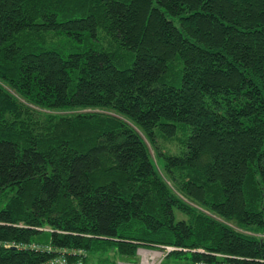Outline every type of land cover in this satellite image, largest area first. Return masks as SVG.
Wrapping results in <instances>:
<instances>
[{
	"label": "trees",
	"instance_id": "1",
	"mask_svg": "<svg viewBox=\"0 0 264 264\" xmlns=\"http://www.w3.org/2000/svg\"><path fill=\"white\" fill-rule=\"evenodd\" d=\"M0 198V264L264 258V0H0Z\"/></svg>",
	"mask_w": 264,
	"mask_h": 264
},
{
	"label": "built area",
	"instance_id": "2",
	"mask_svg": "<svg viewBox=\"0 0 264 264\" xmlns=\"http://www.w3.org/2000/svg\"><path fill=\"white\" fill-rule=\"evenodd\" d=\"M40 230V229H38ZM5 247H13L17 248V245L15 244H6ZM33 249H40V250H49L48 247L42 246V247H36L31 246ZM174 250H180L179 248L172 247V246H157L152 249H142L139 248L136 250L137 255V262L136 263H130V262H118L117 264H161L162 259L164 256L169 253L170 251ZM199 253H203L202 250L197 249L196 250ZM225 254L220 253H212L210 256L215 258V261L211 263H205V262H198L196 264H238V262H241V264H264V260H252V259H246V258H231L235 260L225 259ZM44 264H80L79 261H68L64 255L59 256H53L52 258L48 259Z\"/></svg>",
	"mask_w": 264,
	"mask_h": 264
},
{
	"label": "rangeland",
	"instance_id": "3",
	"mask_svg": "<svg viewBox=\"0 0 264 264\" xmlns=\"http://www.w3.org/2000/svg\"><path fill=\"white\" fill-rule=\"evenodd\" d=\"M87 111V110H86ZM158 142L160 143V144H162V145H164V146H166V147H169L171 150H173V147L172 146H170L169 144H166V143H164V142H162L160 139L158 140ZM149 152L151 153V151L149 150ZM3 200L0 198V209L3 207ZM173 215H174V219L175 220H177V219H180L181 218V215L179 214V213H177L176 211H174L173 212ZM39 228H37V230H38ZM48 229H45V228H43V229H41L40 228V231H47ZM40 237H42V238H44V239H47L48 238V236H47V234L45 233V232H42V233H40ZM262 237V236H261ZM8 248H13V247H8ZM142 249H145V248H142ZM175 251V250H174ZM170 252H172V251H170ZM168 254V253H167ZM166 254V255H167ZM165 255V256H166ZM165 256H164V258H165ZM225 256V259H230V260H235V259H231V258H238V257H234L233 255H224ZM163 258V259H164ZM163 259H162V261H163ZM264 260V258L263 257H260V258H257V259H252V260ZM161 261V262H162ZM118 262H120V261H118ZM118 262H116V264L118 263Z\"/></svg>",
	"mask_w": 264,
	"mask_h": 264
}]
</instances>
